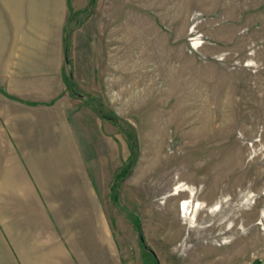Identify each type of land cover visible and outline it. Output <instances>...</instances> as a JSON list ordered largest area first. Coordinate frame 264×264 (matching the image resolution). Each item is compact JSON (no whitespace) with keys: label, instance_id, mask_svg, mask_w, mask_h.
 I'll return each mask as SVG.
<instances>
[{"label":"rangeland","instance_id":"rangeland-1","mask_svg":"<svg viewBox=\"0 0 264 264\" xmlns=\"http://www.w3.org/2000/svg\"><path fill=\"white\" fill-rule=\"evenodd\" d=\"M82 1L68 85L123 263L264 264V0Z\"/></svg>","mask_w":264,"mask_h":264},{"label":"crops","instance_id":"crops-1","mask_svg":"<svg viewBox=\"0 0 264 264\" xmlns=\"http://www.w3.org/2000/svg\"><path fill=\"white\" fill-rule=\"evenodd\" d=\"M75 2L0 0V264H124L87 159L94 112L68 85Z\"/></svg>","mask_w":264,"mask_h":264},{"label":"trees","instance_id":"trees-1","mask_svg":"<svg viewBox=\"0 0 264 264\" xmlns=\"http://www.w3.org/2000/svg\"><path fill=\"white\" fill-rule=\"evenodd\" d=\"M93 3H94V0H90V5L89 7L91 8L93 6ZM80 14V12H73L72 15L70 16V19H73L76 15ZM69 23V22H68ZM71 30H69V27H68V24H67V27H66V34H65V53H66V59L68 61L69 64H71V58H70V55H69V33H70ZM69 84L71 87H74V84L72 82V80H69ZM98 110L100 111V113H103V107H102V104L101 102H99V107H98ZM115 121L118 122V120L115 119ZM124 131L127 132L126 134L130 136V139L131 141L133 140V136L131 134V132H129L128 130L126 131V129L124 128V126H122ZM133 146L135 147V145L133 144ZM133 147V153H132V156H131V159L129 161V163L127 165H125L121 172L117 174L116 178L117 179H121L122 177H124L130 170L133 162H134V158H135V154H136V151H135V148ZM140 241L143 243V245L147 248L148 246L145 244V239H144V236L142 233H140ZM148 250H150L152 253H153V250L151 248H148ZM155 256V255H154ZM156 258V256H155ZM157 264H159L157 258H156V262ZM254 264H263L260 260H256L254 262Z\"/></svg>","mask_w":264,"mask_h":264}]
</instances>
